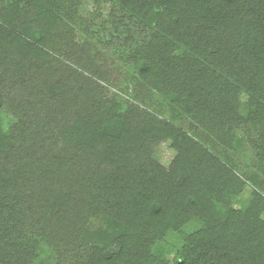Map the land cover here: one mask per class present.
I'll return each instance as SVG.
<instances>
[{
  "label": "trees",
  "instance_id": "1",
  "mask_svg": "<svg viewBox=\"0 0 264 264\" xmlns=\"http://www.w3.org/2000/svg\"><path fill=\"white\" fill-rule=\"evenodd\" d=\"M86 1L0 7V60L11 59L0 78V264H40L37 235L72 217L82 224L67 243L76 260L60 254L55 264H169L159 246L171 230L185 236L174 264H264V0H93L88 16ZM105 5L108 17L98 10ZM76 29L97 49L122 47L117 67H83L101 82L109 72L127 91H136L133 81L138 103L123 110L100 82L70 90L44 79L62 49L82 63ZM9 73L26 94L7 92ZM4 107L18 119L9 132ZM25 140L47 158L26 166ZM164 140L177 153L167 168L152 158ZM69 156L97 163L88 166L94 206L105 214L97 229L86 228L89 216L70 195L41 193L68 174ZM246 157L253 166H241ZM247 188L250 199L236 209ZM186 223L199 225L187 234Z\"/></svg>",
  "mask_w": 264,
  "mask_h": 264
},
{
  "label": "rangeland",
  "instance_id": "2",
  "mask_svg": "<svg viewBox=\"0 0 264 264\" xmlns=\"http://www.w3.org/2000/svg\"><path fill=\"white\" fill-rule=\"evenodd\" d=\"M93 0H87L83 6V8L81 9L82 12H84L85 14L88 15H94L96 12V7L94 8V3L92 2ZM3 0H0V7L2 5H4V3H2ZM109 5H105L104 7H101L100 9H98L99 11H101L105 17H108L109 15V11H110V7H108ZM96 31L99 29H95ZM55 33H57L56 31H54ZM60 34V33H58ZM104 41H109L110 39L104 35L103 36ZM74 41L75 43L80 46L81 48H84V50H86V52L84 51H80L79 50V54L81 56H83L82 58V63L79 62H74V61H70V55L69 52L67 53L68 50L62 49L63 53V60H59L58 62H52L49 64L48 68L44 70V74H46V76H44L45 80H48L50 82L61 78L64 81L65 86L68 89H72V86H76L78 85V87L80 85L87 84L90 83L91 85H94L98 82L101 83L102 88H103V92L105 93V96L107 99L110 98H116L118 99V102L120 104H122V109L125 110L127 108V105L129 104H133V102L138 103V101L135 100V97L133 94L137 93V89L134 86V82L132 81V88L133 89H129V91L125 90V86H123V84H118V81L115 80L114 76H112L109 72H103V76L105 77L104 82L99 81L98 78L92 76L91 74H89L88 72H86L84 70L83 64H89V65H97L99 67H102V69L106 70L105 68H110V65H113L114 67H117V65L119 64L118 62L115 61V59H119L120 57H118V55H122L123 53H121V48L120 46H116L114 51H111L113 49L110 50L111 47H106V49L104 48V42L102 41L100 46V49H97V43L96 41L91 40V37H87L85 36V34L79 30L76 29L75 33H74ZM71 53H73L72 49L69 50ZM113 52V53H110ZM78 54V55H79ZM79 55V56H80ZM111 56H114L113 61H111ZM69 57V58H68ZM11 59L7 58L5 59L2 63L3 65L0 67V78L3 76H5V72L3 71L2 67H6L10 66L9 62ZM79 63V64H78ZM85 66V65H84ZM107 66V67H104ZM104 67V68H103ZM116 69V68H115ZM121 69V68H120ZM46 71V72H45ZM76 74V75H75ZM41 75V74H40ZM9 79L11 80H6L4 81V86L8 87L9 89H7V92L9 90L10 93L12 95H19L23 94L26 92H22L21 91V86H16L14 89L12 88L13 83L15 82V80L11 77L10 73L8 75ZM80 76V77H78ZM30 78L33 79V85H36L38 87H40L41 83H42V78L40 79L39 74H32L30 76ZM112 80V82H111ZM41 81V82H40ZM126 81V80H125ZM128 92V93H127ZM141 92V91H138ZM135 100V101H134ZM85 101V98L83 97L82 94H80V97L74 100H72L71 102V109L68 110V117L71 118V113L79 110L77 107V105L75 104V102H83ZM126 104V105H125ZM37 107V106H36ZM147 107H151V106H147ZM40 108V107H37ZM141 108H145V106L141 105ZM53 109V108H52ZM61 109V108H60ZM59 108H55L53 109V111H56L57 114L59 113ZM69 109V108H68ZM151 109V108H150ZM167 111V109L163 110V113H165ZM52 112V110H50V113ZM53 113V112H52ZM71 115V116H70ZM61 115H59L60 117ZM164 116V114H163ZM161 117V116H160ZM37 124L39 125V123L42 122V120H37ZM18 122V119L15 117V115L7 108L4 107L2 110V125H3V130L6 132H9V130H12V126L15 125ZM36 124V126H37ZM185 126V125H183ZM26 142V145L23 147L22 151H21V155L23 157H25L26 159V166H34L35 161L39 158L45 157V153H35L36 150L34 149L32 151V154L30 153L29 149L31 147V144L28 141H23ZM60 144H57L54 147V154H60L58 151L60 150ZM62 149V148H61ZM215 151L220 152L221 150L218 148H214ZM69 151V150H68ZM35 153V154H34ZM67 154V153H66ZM64 154V155H66ZM71 155H74L76 153H70ZM176 151L173 149L172 144L169 140H164V141H160L156 144H154L152 146V158L160 165L163 166L165 168L169 167L175 156H176ZM71 157V166H69V172L68 174H64L65 177H62L61 179H58L56 181H54V184L51 183L48 185L49 189L52 190L50 192L47 193L48 187L44 186L42 187L41 193H45L44 196H49L51 195V193H59L61 192L65 197H68V202H72L71 200H76V204L78 205L79 208H83L84 212L89 216L88 221H87V226L86 228H88L89 230H93V229H97L99 226L102 225V220L105 217L104 211L100 210L99 207L94 206V192H95V188L92 186L93 182L95 179L93 178L92 172H91V168L88 166H97V163L94 162V159H89L87 160L86 158H82V159H77V158H72L74 156H69ZM47 158V156H46ZM247 159L245 161H242L243 164L241 163V166H253L252 165V161L249 162L248 157H246ZM6 166H8L5 163ZM91 169V170H89ZM88 171V172H87ZM70 173V175H69ZM68 176V177H66ZM69 179L67 182L66 180ZM93 180V181H91ZM251 188H247L244 192V194L242 195V201L239 203H235L234 207L236 209H242V207L244 206V201H247L250 199V194H251ZM83 213V218H86L87 215ZM87 220V219H86ZM62 230H58L55 228H48L47 229V235L48 237H45L44 235L40 236L37 235V237L39 238V244H38V252H39V263L44 264V262H48V260L51 261L52 264L56 263V258H58L57 256H59L60 254L63 255L64 260L67 259L68 262H71L76 260L74 251H72V247L71 246H67V243L69 241H71V239H76L78 238L81 232H79V230L82 228V224L78 219H74L73 217L70 220H65L63 219L62 223ZM199 224H191V223H186L184 225H182V230L189 234V233H193L197 230V226ZM40 229H36V231H38ZM185 236L182 234H179L178 232H175L173 230L169 231V233L161 240L160 242V251L163 254V259H166L169 261V264H174L173 263V258L176 254V252H178L179 250H181L183 248V245L185 244ZM79 244V243H78Z\"/></svg>",
  "mask_w": 264,
  "mask_h": 264
}]
</instances>
